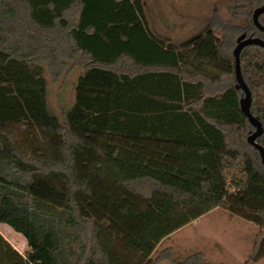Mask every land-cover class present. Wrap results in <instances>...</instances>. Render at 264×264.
Segmentation results:
<instances>
[{
	"label": "trees",
	"instance_id": "16d2710c",
	"mask_svg": "<svg viewBox=\"0 0 264 264\" xmlns=\"http://www.w3.org/2000/svg\"><path fill=\"white\" fill-rule=\"evenodd\" d=\"M235 30L215 47L220 57ZM63 59L84 72L61 118L48 103L43 62L58 76ZM242 72L264 126L263 47L244 49ZM225 74L188 73L178 51L151 34L144 0H0V130L12 122L60 137L54 157L14 144L0 150V223L30 248L21 256L0 236V262L157 264L163 238L217 207L264 229V165L248 141L254 127L235 72ZM257 141L264 146V133ZM235 169L246 178H233L231 191ZM54 173L69 185L63 206L34 191L39 175ZM262 257L264 239L252 260ZM171 260L212 264L202 253Z\"/></svg>",
	"mask_w": 264,
	"mask_h": 264
},
{
	"label": "rangeland",
	"instance_id": "374dc122",
	"mask_svg": "<svg viewBox=\"0 0 264 264\" xmlns=\"http://www.w3.org/2000/svg\"><path fill=\"white\" fill-rule=\"evenodd\" d=\"M237 3L242 5L240 0ZM144 6L151 34L161 43L164 42L168 46L176 47L182 67L188 73L200 72L211 79L221 76L230 78L225 73L234 71L232 50L237 35L234 34L231 52H225L227 58L217 55L215 47L223 39L222 33L232 30L230 20L233 19L231 11L235 7L233 0H144ZM220 18H222L226 29L222 31L215 27L212 31V22L217 21V19L220 22ZM226 20L229 21L226 22ZM210 50L213 56L210 54ZM43 64L48 80L50 109L62 118L63 112L75 102L77 79L84 72V67L76 65L74 61L63 59V65L58 67V73L62 72L56 76L50 67L46 66L44 62ZM2 123L8 126V133L11 132L12 134L10 133L9 138L6 139L4 132L6 133L8 128H4L6 131L0 130L1 140L4 142H2L4 144L2 147H5V149H1L0 146V150H10L14 144L27 156L49 158L56 155L60 137L55 132H53L54 135H51L50 132L43 133L41 128H29L30 126H28L25 129L20 128L16 123ZM1 127L0 129H2ZM5 153L8 152L5 151ZM53 154L54 156H52ZM90 158V149L80 154L79 160L82 169H85L86 165L89 164ZM262 170L264 171V167ZM233 178L244 181L246 174L240 169L230 171L228 185L231 191L237 189ZM36 180L37 184L34 191L37 196L57 203L59 206L67 204L69 191L63 174L39 175ZM7 226L9 225L0 223V236L6 239L16 252L18 251L21 256L25 257L30 250L26 238L11 226H9L10 228ZM74 232L77 230L74 229ZM174 234V239L178 241L180 246L189 248L187 255L177 253L179 258H186L201 248H209L214 257L209 255L208 261L213 264H241L246 260L249 261V264H264V257L259 260H252L258 240L264 239V229L223 207L210 211L198 222L190 224ZM80 243V241H75L73 245L78 249ZM2 249L3 246L0 245V256L5 254ZM0 264L12 263L8 261L0 262Z\"/></svg>",
	"mask_w": 264,
	"mask_h": 264
},
{
	"label": "water",
	"instance_id": "95a60500",
	"mask_svg": "<svg viewBox=\"0 0 264 264\" xmlns=\"http://www.w3.org/2000/svg\"><path fill=\"white\" fill-rule=\"evenodd\" d=\"M264 12V6L259 7L255 10L254 18L257 19L260 13ZM264 29V27H263ZM246 34H242L238 39V44L233 50V55L235 58V76L237 83L235 87L237 89H242L243 95L240 98V108L242 112L248 117L249 122L255 128L252 130L248 136V141L251 145L255 146L256 149L259 151L261 162L264 165V146L260 144L257 139L264 133V126L262 121L259 119L258 116L254 115L251 111L252 106V93L251 90L246 83L241 69V51L245 45L249 44H259L264 46V40L258 37H249L245 39ZM263 238V237H262ZM262 241V239L258 240V244Z\"/></svg>",
	"mask_w": 264,
	"mask_h": 264
},
{
	"label": "flooded vegetation",
	"instance_id": "af4514ba",
	"mask_svg": "<svg viewBox=\"0 0 264 264\" xmlns=\"http://www.w3.org/2000/svg\"><path fill=\"white\" fill-rule=\"evenodd\" d=\"M233 1L235 2V7H233V10L231 11V16L233 19H231L230 21L232 22V31H233V27H235L236 28L235 34L237 35L236 39H235L236 43L233 47V50L237 46V44L239 42L238 39L242 34H246L245 39H247L249 37H258V38L264 40V29H263V27H264V12L260 13L258 15L257 19L254 18L255 10L259 7L264 6V0H240L242 2V5L239 3L236 4V2L238 0H233ZM240 7H242V8H240ZM237 8H240V10H237ZM238 13H240V14H238ZM221 19L222 18H220V22H219V19H217V21L215 20L214 22H212V24H211V26H213L212 31H214L215 27L220 28L222 31L226 29L224 24H223V21ZM228 21L229 20H226V22H228ZM222 34H224V32ZM234 37L235 36L233 35V41H234ZM222 38L223 39H221L220 43H222L224 41L223 35H222ZM253 45H257V46L264 48V46H261L259 44L245 45L241 51V69H242L243 51L246 47L253 46ZM233 50H232V56H233V62H234V68H235V58L233 55ZM234 72H235V69H234ZM242 74H243V72H242ZM243 77H244V75H243ZM244 79H245V77H244ZM236 83H237V80L235 82V85H236ZM243 92L244 91L242 90V95H243Z\"/></svg>",
	"mask_w": 264,
	"mask_h": 264
},
{
	"label": "crops",
	"instance_id": "0c3cea01",
	"mask_svg": "<svg viewBox=\"0 0 264 264\" xmlns=\"http://www.w3.org/2000/svg\"><path fill=\"white\" fill-rule=\"evenodd\" d=\"M158 40V39H157ZM159 41V40H158ZM161 43V42H160ZM162 45H164L165 47H172V48H174V49H176V47L175 46H172V45H170V46H168L166 43H164V42H162L161 43ZM177 50V49H176ZM210 54L213 56V54H212V51L210 50ZM217 208H219V207H217ZM216 209V208H215ZM214 210V209H213ZM212 211V210H211ZM208 213H210V211L208 212ZM208 213H206V214H204L203 216H201V217H199V218H197V219H195V220H193L192 222H190L189 224H187V225H185V226H183L182 228H180V229H178V230H176L175 232H178L179 230H181V229H183V228H185L186 226H188V225H190V224H193V223H195V222H198L199 220H201L202 218H204ZM7 227H9V226H7ZM10 228V227H9ZM255 229H256V227H255ZM175 232H173V233H171L170 235H168L167 237H165V238H163L158 244H157V246H156V248H155V250H154V252H153V254H152V259H156L157 257H159L160 255H162L161 257H162V259H158V261H157V264H173V262H172V258L173 259H175V260H177V261H184V260H186L187 258H189L190 256H192V255H194V254H196V253H202L203 255H204V258H205V260L207 261V262H209L208 261V258H209V255L211 256V257H214V256H212V255H214L213 254V252L209 249V248H205V249H199V250H197V251H195V252H192L190 255H188L186 258H179V255H187L188 253H187V251L189 250V248H186L185 246H180L179 245V243H178V241H175V239H174V236H175ZM255 232V231H254ZM173 237V238H172ZM172 238V239H171ZM182 247V248H181ZM217 247V246H216ZM168 251H170L171 252V259L169 258L170 256H168L169 254H168ZM179 255H178V254ZM247 261V260H246ZM210 263V262H209ZM213 264V263H212ZM221 264V263H220Z\"/></svg>",
	"mask_w": 264,
	"mask_h": 264
}]
</instances>
